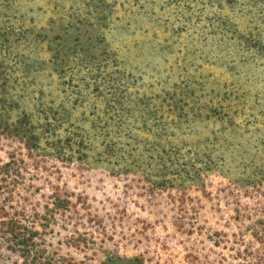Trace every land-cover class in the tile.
Returning a JSON list of instances; mask_svg holds the SVG:
<instances>
[{
  "label": "rangeland",
  "instance_id": "374dc122",
  "mask_svg": "<svg viewBox=\"0 0 264 264\" xmlns=\"http://www.w3.org/2000/svg\"><path fill=\"white\" fill-rule=\"evenodd\" d=\"M0 188L31 264H264V0H0Z\"/></svg>",
  "mask_w": 264,
  "mask_h": 264
},
{
  "label": "trees",
  "instance_id": "16d2710c",
  "mask_svg": "<svg viewBox=\"0 0 264 264\" xmlns=\"http://www.w3.org/2000/svg\"><path fill=\"white\" fill-rule=\"evenodd\" d=\"M0 190L2 189L0 188ZM19 224H20L19 221H16L15 223H10V224L3 223L2 225L3 228L0 229V233L2 235L0 241H4L5 239H7L9 244L12 245L13 249L15 250L16 248H20L21 249V251H19L20 254H22L26 258L27 254L32 253L30 248H32L33 246L30 245V242L33 241V237L27 240L26 239L27 234H25L26 231H24L26 229H22V227H20L21 225ZM23 246H24V249H23ZM27 258H26L27 263L31 264L30 259H29L30 255H27Z\"/></svg>",
  "mask_w": 264,
  "mask_h": 264
}]
</instances>
